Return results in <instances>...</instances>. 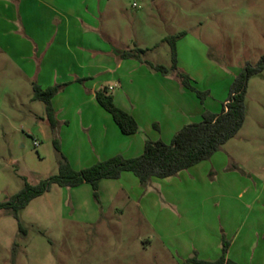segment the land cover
Instances as JSON below:
<instances>
[{
  "label": "crops",
  "instance_id": "obj_1",
  "mask_svg": "<svg viewBox=\"0 0 264 264\" xmlns=\"http://www.w3.org/2000/svg\"><path fill=\"white\" fill-rule=\"evenodd\" d=\"M121 5L122 0H0V74L8 80L17 76L33 89L35 84L43 90L64 86L52 104L63 153L77 171L116 155L140 157L148 140L170 144L184 126L200 122L205 111L220 113L227 101L212 109L172 75L123 59L131 49L108 32L106 16L110 6ZM106 86L116 105L137 120L138 134H123L99 105L96 92ZM29 101L39 102L33 96ZM30 112L48 123L42 112ZM237 165L219 151L209 161L147 186L125 172L100 183V204L88 184L66 189L67 194L62 190L72 223L96 237L83 246L85 264H146L139 257L143 252L154 255L147 264H187L195 255L216 261L224 239L230 242L228 259L264 264V181L256 178L252 189L251 177L238 175ZM127 212L139 217L134 219L147 229V237L134 246L102 241L104 232L118 230L122 236L125 229L140 228L135 222L131 228L123 225Z\"/></svg>",
  "mask_w": 264,
  "mask_h": 264
},
{
  "label": "rangeland",
  "instance_id": "obj_2",
  "mask_svg": "<svg viewBox=\"0 0 264 264\" xmlns=\"http://www.w3.org/2000/svg\"><path fill=\"white\" fill-rule=\"evenodd\" d=\"M106 16L109 33L133 53L143 50L142 58L156 65L172 66L174 38L180 71L191 77L198 91L208 93L204 104L212 109L228 99L235 78L264 57V0H122L119 8L110 6ZM2 78L0 202L18 194L26 182L38 185L57 175L60 159L49 124L30 112L36 109L47 120L45 104L29 101L32 85L17 76L8 80L0 74ZM220 152L240 164L237 174L245 180L251 177L252 189L256 178L264 181V71L249 83L243 129ZM52 190L20 212L26 233L19 231L11 211L0 212V264H85L83 246L96 237L72 223V208L60 193L67 194L66 188ZM112 215L107 218L116 223ZM134 218L139 219L130 212L121 216L123 225L131 228L135 222L140 227ZM104 233L102 241H122L124 246L139 244L148 235L145 227L125 229L122 236L118 230ZM151 255L143 252L139 257L147 264Z\"/></svg>",
  "mask_w": 264,
  "mask_h": 264
},
{
  "label": "trees",
  "instance_id": "obj_3",
  "mask_svg": "<svg viewBox=\"0 0 264 264\" xmlns=\"http://www.w3.org/2000/svg\"><path fill=\"white\" fill-rule=\"evenodd\" d=\"M171 39L172 66L156 65L144 60V51L137 49L124 52L123 59H135L146 65L151 71L161 73L164 76L172 75L180 80L188 90L196 93L202 103L207 92L196 89L191 77L180 71L178 67V53L176 41ZM264 71V57L260 64L253 68L247 66L234 80L230 93L220 113L205 111L202 120L184 126L173 138L170 144L163 141L148 140L144 153L140 157L126 158L116 155L108 160L83 170H75L67 157L62 152L59 138V122L53 108L52 100L60 93L64 86H54L43 90L37 84L34 85L33 101H40L46 107V119L55 136L54 145L60 155L59 173L38 185L26 182L25 187L12 198L0 202V212L11 211L19 223V231L26 233L20 221L19 214L34 200L51 192L53 187L72 189L88 184L93 189L94 199L100 204V183L106 179H120L123 173H133L140 184L147 186L153 179L166 180L178 176L203 162L209 161L223 146L237 137L246 123V98L248 86L253 77ZM99 105L113 118L116 125L125 135H136L140 132V126L133 115L118 107L114 94L108 86L100 88L96 92ZM158 128V125L155 126ZM230 242L223 240L222 255L216 261L200 260L197 255L187 260V264H237L227 258Z\"/></svg>",
  "mask_w": 264,
  "mask_h": 264
},
{
  "label": "built area",
  "instance_id": "obj_4",
  "mask_svg": "<svg viewBox=\"0 0 264 264\" xmlns=\"http://www.w3.org/2000/svg\"><path fill=\"white\" fill-rule=\"evenodd\" d=\"M34 145L37 147L38 146V141H35L34 142Z\"/></svg>",
  "mask_w": 264,
  "mask_h": 264
}]
</instances>
